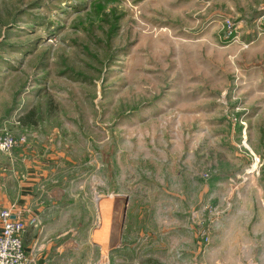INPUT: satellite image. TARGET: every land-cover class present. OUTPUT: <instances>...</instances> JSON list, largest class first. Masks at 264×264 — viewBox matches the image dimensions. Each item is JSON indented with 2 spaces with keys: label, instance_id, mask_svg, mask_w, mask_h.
<instances>
[{
  "label": "rangeland",
  "instance_id": "374dc122",
  "mask_svg": "<svg viewBox=\"0 0 264 264\" xmlns=\"http://www.w3.org/2000/svg\"><path fill=\"white\" fill-rule=\"evenodd\" d=\"M3 129L50 207L136 250L264 226V0H0Z\"/></svg>",
  "mask_w": 264,
  "mask_h": 264
},
{
  "label": "crops",
  "instance_id": "0c3cea01",
  "mask_svg": "<svg viewBox=\"0 0 264 264\" xmlns=\"http://www.w3.org/2000/svg\"><path fill=\"white\" fill-rule=\"evenodd\" d=\"M39 156L31 152V166L22 154L4 157L0 153V209L15 204L29 222L35 221L34 226H28L21 234L28 259L26 264H88L92 260L93 245L113 250L109 264H191L193 260L198 264H264L263 225L223 232L211 241L210 247L200 252L180 248L185 247L183 243L172 248L170 237L161 232L151 237L146 250H140L141 247L136 250V243L122 242V225L118 223L117 229H109L107 233L103 230L96 233L90 228L93 224L87 221L73 224L75 211L55 210L49 205L50 196L39 193V176L45 172ZM39 170L42 171L39 173ZM258 199L245 198V211L261 212Z\"/></svg>",
  "mask_w": 264,
  "mask_h": 264
},
{
  "label": "built area",
  "instance_id": "2783aa9c",
  "mask_svg": "<svg viewBox=\"0 0 264 264\" xmlns=\"http://www.w3.org/2000/svg\"><path fill=\"white\" fill-rule=\"evenodd\" d=\"M23 136H15L9 130H0V152H10L24 143ZM35 221L23 216V210L15 204L0 209V264H26L22 232ZM93 264V263H88ZM104 264L107 262L104 260Z\"/></svg>",
  "mask_w": 264,
  "mask_h": 264
}]
</instances>
